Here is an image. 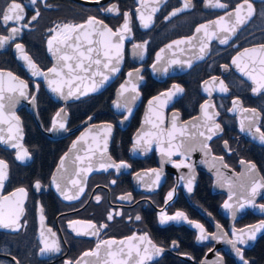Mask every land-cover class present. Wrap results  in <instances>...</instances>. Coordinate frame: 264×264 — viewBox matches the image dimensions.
Here are the masks:
<instances>
[{"label":"flooded vegetation","instance_id":"flooded-vegetation-1","mask_svg":"<svg viewBox=\"0 0 264 264\" xmlns=\"http://www.w3.org/2000/svg\"><path fill=\"white\" fill-rule=\"evenodd\" d=\"M17 2L24 8L22 21L8 22L6 25L0 18V36H9L11 27L21 28L15 39L0 47V71L12 73L19 81L27 84V101L34 97L38 121L31 115L26 103L14 110L4 109L12 111L18 118L21 130L19 136H22V139L9 141L19 142L29 156L19 160L14 150L0 144V160L8 166L7 179L0 189V197L22 201L23 208L16 230L0 227V264H102V259L85 256L84 253L94 251L101 241L127 240L133 235H147L154 245L163 250L146 261V264H243L236 251L235 255L225 251L221 239L218 242L220 246L216 248L213 235L219 229L232 239L229 230H239L264 221V211L259 207L264 205V198H258L255 202V214L248 209L234 216L232 213H221L220 208L227 195L213 190L211 176L206 170L195 166L189 148H182L184 155L174 154L170 160L161 150L141 151L131 156L129 149L131 137L144 122L149 121V131L164 132L172 129V121L175 119L178 132L186 129L181 135L184 146L191 145L187 141L188 137L204 140L208 146L206 149L210 150L212 156L222 158L228 169L239 173L242 168L254 165L264 182V142H261L260 133L255 130L259 127L264 132V90L254 93L252 80L248 76L245 80L232 63L243 50L264 46V0H248L252 5V15L248 16L247 5H244L241 16L245 17V22L237 26L235 33L230 34L227 44H220L219 38L229 34L219 31L210 22L226 17L227 13L234 14L243 0H220L227 6L225 8L208 6L206 0H191L190 7L178 11L175 16L171 13L182 9L185 0ZM8 3L9 0H0V13ZM113 6L118 9V14L107 11ZM153 7L157 11L152 12ZM37 12L39 15L32 20ZM140 12L145 17L151 15L148 28L142 26ZM124 13L130 16L131 32L125 34L119 71L102 90L82 99L86 100L85 104L79 101L67 104L65 132L68 134L59 139H51L46 132L51 128L60 104L49 98L40 80L30 76L16 44L23 45L24 53L41 71H46L52 64L46 52V44L56 34L50 30L58 32V25L83 24L89 17H94L115 32L124 23ZM25 24L27 27H22ZM201 25H210L209 31L217 33L207 41L206 56L180 74L155 77L152 67L159 49L173 40L192 37ZM198 35L196 41L203 37V31ZM138 44L144 46L142 51L134 47ZM191 44L194 46L193 42ZM199 55L202 53L197 51L196 56ZM246 63L252 66L248 58ZM256 67H259L258 63ZM130 72L133 74L130 89L132 84L136 86L139 102L126 122L124 118L128 113H115L111 111L110 104L117 88ZM220 81L227 88L226 92L220 91ZM171 88L182 91L170 106L164 111H144L151 98ZM133 95L132 92L127 98ZM209 101L213 107L208 111L215 114L212 121L205 120L204 115L199 117L200 108ZM234 101H238V104L234 105ZM73 104L76 106L73 107ZM83 106L86 108L79 111ZM244 109L255 110L258 115L254 121L249 119L253 113ZM195 118H198L197 123L185 124ZM87 119H91L90 124L109 123L113 126L109 155L113 162H124L128 167L119 171L109 168L90 175L79 198L64 202L56 196L50 185V177L57 160L83 130L81 125ZM10 123L13 126L11 133L8 131L9 123L0 124V136L6 139L15 134L17 127L15 120ZM214 123L220 127L209 133L208 126ZM252 123L255 126L250 128ZM153 124H158L159 128L153 127ZM200 132L211 135V140L200 136ZM179 136L175 133V139ZM160 145L164 146L163 143ZM141 146L146 147L147 143ZM181 160L190 167L174 166ZM152 170L160 173L158 184L152 183L155 178ZM188 179H193L191 192L187 187ZM37 182L41 185L39 190L35 187ZM21 188L25 189L26 196L18 193ZM169 192L173 193L171 200L168 199ZM12 193H17V196L13 197ZM122 196L128 198L121 199ZM96 197L100 198L99 201ZM177 212L184 213L187 220H167L161 223L162 215L172 217ZM109 215L113 217L111 220H108ZM73 221L81 223L72 224ZM89 223L96 225L97 229L101 225L106 227L100 229L98 235H92L94 229L88 228ZM188 224L202 225L207 238H197V233ZM77 231L88 234L77 235ZM53 241L58 244L59 251H41L45 242L52 244ZM237 247L241 249L248 264H264V233L249 245ZM104 255L105 252L100 253L101 258Z\"/></svg>","mask_w":264,"mask_h":264},{"label":"snow or ice","instance_id":"snow-or-ice-1","mask_svg":"<svg viewBox=\"0 0 264 264\" xmlns=\"http://www.w3.org/2000/svg\"><path fill=\"white\" fill-rule=\"evenodd\" d=\"M33 4L36 3V0H31ZM94 2H99V0H94ZM206 4L211 7L216 8H225L227 7L224 3H221L220 0H206ZM191 0H185L184 7L182 9H178L177 11H173L171 13L172 16L177 15L178 11H183L184 9L190 7ZM247 5L248 16L252 15V5L248 3V0H243V3L239 5L233 13H227L226 17L231 18L228 19L226 17H220L218 20L210 22L211 24L216 25L219 31L228 33L229 35H225L219 38L220 44H227L229 41L230 34L235 33L237 26L243 24L245 22V17L241 16V9ZM107 11L115 12L118 14V9L115 6L108 8ZM152 12L157 11L156 7H153ZM139 12V9H138ZM39 13L37 12L36 15L32 17V20H35ZM0 18H2L3 22L7 25L8 22L19 23L24 19V8L17 0H9V3L5 6L2 13H0ZM151 15L149 14L145 17L143 12H140L139 19L141 20V24L144 28H148L150 26L149 21H151ZM99 25V27H96ZM22 27H27V25H22ZM210 25H201L196 29V33H201L203 31V37L199 41V51L203 53L205 49L208 47L207 41L211 40L212 37L217 35L216 31H209ZM60 31H56L52 29L50 31L55 32L56 34L49 38L48 40V50L49 52L56 58L55 65L48 69V72L45 73L41 71L37 65L31 60V58L24 53L23 45L16 44L17 50L21 53V58L27 63L29 69L32 72L33 76H43L45 80H47L49 87L51 88L52 92L57 93L62 98L67 99L68 97L80 94V95H87L91 91H96L100 86L104 84L105 81L109 79V76L105 74V71L101 70V66L103 70L110 71L112 73H116L119 71V64L122 59V49H123V42L126 38L125 34L131 32L130 28V16L128 13H124V23L122 26L116 30L115 32L109 28L107 25L103 24L101 21L96 20L94 17H89V19L83 24H65L63 26H57ZM20 27H11L9 36H0V47H3L9 40L15 39L16 36L20 33ZM206 38V39H205ZM197 37H189L186 39H181L174 41L173 44H169L166 47L171 50L173 45H181V44H189L191 45L193 40H196ZM53 41H56V47L53 46ZM135 48L143 50V45H134ZM161 52H164V49H161ZM175 55V54H173ZM247 57L248 60L251 61V67L248 63H241L242 59ZM257 57L259 59L257 60ZM162 59L160 54H157V62ZM203 59V56L200 57ZM113 61L115 63L113 64ZM169 65L171 64H179L181 63L178 59H171L168 61ZM234 65L250 80H252L255 87L252 89L254 93H258L261 90H264V46L260 48H252V49H245L243 52L239 53L232 61ZM259 64L257 68L256 65ZM93 66H96L95 68ZM189 66H191L189 64ZM153 68H156V65H153ZM163 71L167 72V68L165 67ZM49 73L51 76H49ZM9 78V82L7 83L4 79V73L0 72V124L9 123L8 131L11 133L13 131V126L11 125V121L15 120L17 123V127L15 130V134L10 135L7 139L3 136H0V142L7 143L9 140L13 139H22V136H19L20 129L18 127L19 121L18 118L15 116L14 113L10 115H5V104L3 101L5 100L4 93L5 91L9 93H18L19 96L23 97L26 96V89L27 84L23 81H19V83H12L15 82L18 78L14 77L12 73H7ZM100 76L101 79L99 81L95 80V77ZM128 76L131 77L132 73H128ZM89 80L92 81L90 86L84 85L83 91H81L83 82ZM215 80V78H213ZM128 83H131L129 81ZM220 84V91L226 92L227 88L224 86L223 81L219 82ZM176 88L177 86H173ZM67 89V92H65ZM131 91L133 93H137L136 86L132 84L131 89H128L125 86H121V94L123 95L126 91ZM178 91H182V89H177ZM207 90V89H206ZM138 95V93H137ZM162 96L171 98L170 93H162ZM78 98V96H77ZM9 104H14V96L9 95L7 97ZM34 100V97L32 98ZM131 100L136 99V95H133ZM156 101L163 103L161 101V97H156ZM152 101H149V107L151 110ZM234 105L238 104V101L233 102ZM127 105H125L126 107ZM117 107H121V105L117 104ZM213 105L205 104L202 106L203 115L205 120L212 121L213 116L215 114H210L208 109L212 108ZM63 111V110H61ZM129 113L131 109H128ZM244 111H251L253 116L249 119L253 120L256 118L258 114H256L255 110L244 109ZM59 116V113L57 114ZM149 122V121H146ZM161 123L163 121L161 120ZM55 126V122H54ZM59 128H64V123H59ZM254 123L250 124L249 127H254ZM153 127L159 128L158 124H153ZM195 127V125H194ZM219 124H213L208 126V132L212 133L214 130L219 129ZM241 130H243V121L241 122ZM256 132L260 133V140L264 142V132H261L259 127H256ZM2 131V129H0ZM103 132V140L101 141L98 139L100 133H97V136L93 137L95 142V146L88 145L87 149L85 150L84 156L81 157L79 155L76 156V160L80 161L81 164H84L87 161L86 167L78 168L77 171L73 174L75 177H79L81 172L89 173L93 170V157L96 156V153H100L99 157V167L105 171L109 168H115L119 171L121 168H127L128 165L124 162L115 163L111 161V157H108L105 160V154L107 152V143H108V136L111 134V125H107L104 129L101 130ZM177 131L176 128V121L173 119L172 121V129L167 132V149L161 148V152L163 155H166L169 160L171 159L172 155H184L181 152V149L184 147L183 141L179 144H174L173 140L175 139V132ZM184 130H180V134L183 135ZM200 136L205 137L206 140H211V135H205L204 132L199 133ZM145 136H155L157 139L158 144H162L163 140L161 137L163 136V132L159 133H144L143 135L138 134V138L136 140V144L139 145L141 140L144 139ZM87 143L86 136H81L80 139L73 144V148H76V145L80 142ZM101 143L103 147L101 148ZM145 143H151V140H146ZM12 147L20 149L17 153V159L24 160L26 159L29 154L26 149H23V146L17 142L12 144ZM207 148V144L204 145ZM66 158V157H65ZM186 158V157H185ZM222 159V158H221ZM63 159L61 160V167H63ZM241 163H244L243 161ZM176 167H190V165H186L184 160H181L179 164H175ZM7 164L0 160V189L3 188L4 181L7 179ZM227 167V165H224ZM155 172V178L153 179V184H158L160 180V173ZM255 166L252 165L249 168V172H254ZM55 182V178H54ZM115 181H113L114 183ZM69 183L73 186H78L80 181L78 179L70 178ZM192 184L193 179H188L187 187L188 191H192ZM35 187L39 190L41 185L39 182L36 183ZM57 190H60V185H56ZM232 188L231 182H229V189ZM241 188L245 191L242 192V195H245V203L252 204L253 200L258 192L259 189H264V182L261 180L256 179L255 177H250L249 182L247 184H241ZM84 191L82 186L79 187V191L76 194L68 195L66 192H62L61 194L64 196L65 199L73 200L78 199L79 194ZM20 195L26 196L27 193L25 189L21 188L18 190ZM12 196H17V193H12ZM173 196L172 192L168 193V199L171 200ZM250 197V198H249ZM127 196H122L121 199H127ZM97 201H99V197H96ZM232 199V195L230 194L229 200ZM245 203H240L239 208H243ZM262 211H264V205L259 206ZM224 208L228 210H233L234 206L230 203H225ZM23 211L22 208V201H12L8 197H0V227L4 228H13L16 230L17 221L19 220V215ZM41 212L43 210L41 209ZM235 215V211H233V216ZM113 217L112 215L108 216V220H111ZM137 220L140 219L139 216L136 217ZM183 219L187 220V217L182 212H177L175 216L168 217L166 215L161 216V223L166 222L167 220H177ZM41 220L43 221V215H41ZM81 223L80 221H73L72 224ZM191 223V222H190ZM88 228L94 229L91 232L92 235H98L99 230L106 225H101L100 229H97L96 225L89 223ZM200 231L199 239L203 240L207 238V234L202 225L195 224L194 225ZM219 227V226H217ZM264 230V221H261L259 225L250 226V230H241L239 234L233 232V239H227V243L231 244L233 249L236 251L237 255L243 261V264H248V261L244 260L242 255L241 249L237 247V245L246 244L248 240H254L256 233ZM51 232V229L48 230ZM81 234H88V233H81L77 231V235ZM53 236L55 233L52 234ZM227 236V234H225ZM214 239L217 237H213ZM133 241H138V243H133ZM114 244L122 245L119 248H113ZM141 245H145L141 247ZM102 247H106V252L103 258L100 257V249ZM43 251H59L58 244L53 241L52 244H48L45 242V247L41 250ZM163 250L158 248L156 245L152 243V241L147 237V235L142 236H135L127 238V240L115 241V240H105L101 241L97 244L96 250L92 252L84 253L85 256H95L98 260L102 259V264H146V261H150L154 255H159Z\"/></svg>","mask_w":264,"mask_h":264},{"label":"water","instance_id":"water-1","mask_svg":"<svg viewBox=\"0 0 264 264\" xmlns=\"http://www.w3.org/2000/svg\"><path fill=\"white\" fill-rule=\"evenodd\" d=\"M96 27H99V25H96ZM193 36L199 37V35H198V33H196V31H195ZM181 39H186V38H180L177 40H181ZM177 40L171 41L170 43H168L165 46H163L162 48H160L159 51L157 52V54H160L162 56V59L159 62H157V54H156V57H155L156 62L154 63L156 65V68L154 69L152 67L153 75L155 77L164 78L166 76H172V75L180 74V73L184 72L185 70H187L188 68H190L195 62H198L199 60H201L200 57L206 56V54L208 52V47H207L205 49V51L202 53V55L201 56L199 55V57H197L196 52L199 51V41H196V40L192 41L194 43V46L192 44L191 45L181 44L178 46L173 45V48L171 50H169L166 47L169 44H173V42L177 41ZM46 45H47L46 52H47V54H48V56L52 62L50 68H52L56 63V58L49 52L48 43ZM53 46L54 47L57 46L56 41H53ZM255 48H260V47H255ZM161 49H164V52H161ZM173 54H175V55H173ZM171 59H178L181 61V63L169 65L168 61ZM246 60H247V57H244L242 59L241 63L242 64L246 63ZM114 63H115V61H113V64ZM189 64L191 66H189ZM24 66L28 70L30 76H32L34 79L40 80L42 82V85H43L47 95L49 96V98L53 102L60 104V108L57 110V113L53 117L52 126H51L50 130L46 132V135L49 136L51 139H59V138H62L68 134V132H65V127L59 128V126H58L59 123H61V122L64 123V125L66 124V121H67L66 105L80 101V100H82V99H84V98H86L92 94H96L97 92L102 90L105 86H107L111 82L112 78L115 75V73L103 70V68L101 66V70L105 71V74L109 76V79L107 81H105L102 86H100L96 91L89 92L87 95L77 94V95L68 97L67 99H64L60 95H58L57 93L52 92L51 88L48 85L47 80H45V78L43 76H33L31 70L29 69V67L27 65V63ZM93 67L95 68L96 66H93ZM165 67L167 68V72L163 71V69ZM0 72H2V71H0ZM43 72L47 73L48 69L46 71H43ZM2 73H4V79L6 81V87H7V83L9 82V78L7 76V73H5V72H2ZM239 74H241L243 76V78L245 80H247L246 75H244L242 72L240 73V71H239ZM49 76H51L50 73H49ZM100 79H101L100 76L95 77L96 81H99ZM132 80H133V74L131 77H129L128 73H127L126 79L117 88V90L114 94V100L110 104L111 111H113L115 113H120V112L125 111L126 114L128 113L126 115V117L124 118V120L126 122L129 119V117L131 116L132 112L135 111L137 104L139 102V94L137 95L136 93H134L136 95L135 100H131L130 98H127L128 95H132V92L130 90L124 92L123 95L121 94V86L123 85V86L127 87L128 89H130V84L132 83ZM129 81H131V83H128ZM12 83L18 84L19 80L17 79L15 82H12ZM91 83H92V81H89V80L84 81L82 88H81V91H83L84 85L90 86ZM65 92H67V89H65ZM162 93H170L171 98L162 96L161 95ZM179 94H181V91L179 93L178 91H176L175 89H172V88L167 90V91L161 92L149 100V101L153 102L152 106H151V110H150L149 101H148L146 106H145L144 111H146L147 113H150L151 111H164L168 106H170L174 102V100L179 96ZM9 95L14 96V104H9V101L7 99V97ZM4 96H5V100L3 101V103L5 104V108H8L10 110H12V109L14 110V109L20 107L23 103H26L27 107H29V112L31 113V115L34 117V119L36 121H38L37 116H36V111H35V101H33V99L28 102L27 96L21 97L18 95V93L13 94V93H9L7 91H5ZM77 96H78V98H77ZM158 96L161 97V101H163L162 104H161V102L155 100V98ZM28 103H29V106H28ZM209 103H210V101L206 102L205 104H209ZM117 104L121 105V107L118 108ZM125 105H127V106L125 107ZM129 108L131 109L130 113L128 111ZM61 110H63V111H61ZM11 113H12V111H5V114L9 115ZM58 113H59V116L57 115ZM199 114H200L199 117H201L203 115L202 107L200 108ZM90 120L91 119H87L81 125V127H84L83 130L78 133V135L70 142V144L68 145V147L64 151V153L59 157V159L57 160V163L53 169L51 177H50V185L53 188V190L55 191L56 196L64 202H71V201H74L76 199H73V200L65 199L64 196L61 194L62 192H66L68 195H73V194L78 193L80 186L85 188V184H86L87 179L90 175L103 170L99 167L100 153L97 152L96 156H94L93 160H92L93 170L91 172H89V173L81 172L79 177H75L73 175L77 171L78 168H83V167H86V165H87V161H85L84 164H81L80 161L76 160V156L79 155V156L83 157L85 150L87 149L88 145L95 146V142L93 140V137L97 136V133H100V136L98 137V139H100L102 141L103 140V132L101 130L104 129L107 125H111L109 123L90 124ZM54 122H55V126H54ZM197 122H198V118H195L194 120L186 122L185 124L192 125V124H195ZM159 132L160 131H158V130H156V132L154 130L149 131L148 123L144 122L142 124V127L138 131H136L133 134V136L131 137V146L129 149V154L131 156H135L136 153H139L141 151H150L153 149L159 151V150H161V148L167 149L168 137L166 135H163L161 137V139L163 140V144H164L163 147L158 143H154L155 141H157L155 136H145L144 139L141 140V143L139 145L136 144L138 134L143 135L144 133H159ZM167 132L168 131H164L163 133L167 134ZM175 133L180 134V132H178V131H176ZM82 135L86 136L87 143H84L82 141L76 145V148H73V144L75 142H77ZM112 135H113V126L111 125V134H110V136H108L107 152H106L105 157H104L105 160H107V158L110 157L108 149H109V145L111 142ZM146 140H151L150 145H148V143H147L146 147H142L141 144L145 143ZM181 141L184 142V138L180 134L179 137H177L176 139L173 140V143L179 144ZM187 141H189L191 143V145H189V146L185 145L183 148H189L190 149V153L193 156L195 166H197V168H201V169L206 170L208 172V174L212 178L213 190L218 191V192H225V194L227 195L225 202L222 204V206L220 208V212L233 214V211H235V214H241V213L243 214L244 210L248 209L254 213L253 209L256 208L255 202L257 201L258 198H264V189H259L254 200H253V203L247 204V203H245L246 192H245V195L241 194L242 192L245 191L244 189L241 188V184L242 183L247 184L249 182L250 177H255L256 179L261 180L257 171L255 170L254 172H249L250 166L249 167L246 166L245 168H242L239 173H235L232 170L228 169L227 167H224L225 164L223 163L221 158L212 156L210 150L204 148V144L206 143V142H204V140L200 141L198 138L188 137ZM14 143H17V141L16 142L8 141L7 143L0 142V144L2 146L14 150L15 156L17 157V153H18V151H20V149L12 147V144H14ZM102 147H103V144L101 143V148ZM181 152H182V149H181ZM62 159L64 161L63 167H61V160ZM111 161H112V159H111ZM54 178H55V182H54ZM70 178L78 179L80 181V184L78 186H73L71 183H69ZM229 182H231V184H232L231 189H229ZM57 184L60 185L59 191L57 190V187H56ZM81 194L82 193H80L79 196ZM230 194L232 195L231 200H229ZM225 203L232 204L234 206L233 210L225 209L224 208ZM240 203H245V206L243 208H239ZM260 223L261 222H257L253 225H249V226H246L242 229L235 230V231L229 230V232L231 233V236L233 239L234 238L232 235L233 232H236L237 234H239L241 232V230H246V231L250 230V226L259 225ZM188 227L193 229L197 233V238L200 237V231H199V229H197L194 226V224H188ZM216 231L219 233V235L217 234V232H216V235H213V237H217V238L213 239V242L216 243V248L220 246L218 244V242L221 239V241H223L222 247L225 249V251L229 254H234L235 250L233 249L232 245L226 242L227 239H229V238H228V236H225V232L223 231L224 232L223 233L219 229H217ZM263 233H264V230L257 232L255 239ZM124 240H126V239H124ZM254 240H248V242L245 244V246L249 245ZM118 241H121V240H118ZM237 246H242V245H237ZM112 247L115 249V248L122 247V245L114 244ZM106 250H107L106 247H102L100 249V253H104V252H106ZM210 257L211 256H209V258Z\"/></svg>","mask_w":264,"mask_h":264},{"label":"trees","instance_id":"trees-1","mask_svg":"<svg viewBox=\"0 0 264 264\" xmlns=\"http://www.w3.org/2000/svg\"><path fill=\"white\" fill-rule=\"evenodd\" d=\"M85 102H86V100H82V101H79L78 103H83V104H85ZM76 105L75 104H73V107H75ZM84 106H86V105H84ZM82 107L81 109H79V111H82L83 109H85L86 107Z\"/></svg>","mask_w":264,"mask_h":264}]
</instances>
